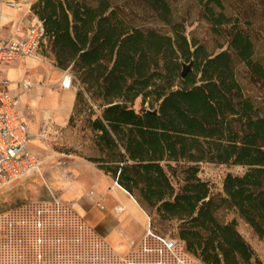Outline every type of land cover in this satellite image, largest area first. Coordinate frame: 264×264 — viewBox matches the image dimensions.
<instances>
[{
  "label": "trees",
  "instance_id": "16d2710c",
  "mask_svg": "<svg viewBox=\"0 0 264 264\" xmlns=\"http://www.w3.org/2000/svg\"><path fill=\"white\" fill-rule=\"evenodd\" d=\"M117 1L37 0L31 6L45 27L41 51L57 67L71 68L99 103L101 114L91 128L103 156L89 160L103 163L99 168L143 208L180 222L178 237L204 264H252L254 251L235 221L222 222L217 212L235 208L264 237V115L245 97L229 52L264 82L253 41L234 24L228 50L215 53L188 38L169 0L126 1L140 2L170 25L171 34L128 23L125 4ZM196 1L206 5L215 31L231 22L223 0ZM183 63L191 64L186 76ZM83 95L79 91L76 100ZM138 97L149 105L139 112L133 108ZM181 160L196 164L187 168L186 183L176 193L169 162ZM202 161L246 171L228 173L223 195L215 197L197 176Z\"/></svg>",
  "mask_w": 264,
  "mask_h": 264
},
{
  "label": "rangeland",
  "instance_id": "374dc122",
  "mask_svg": "<svg viewBox=\"0 0 264 264\" xmlns=\"http://www.w3.org/2000/svg\"><path fill=\"white\" fill-rule=\"evenodd\" d=\"M125 1L117 2L119 5L125 4L122 16L128 23L144 30L153 29L162 34H171L170 25L154 18L140 2ZM223 2L225 12L232 16V20L229 24L220 27L219 31H215L206 19L207 9L204 3L201 4L196 0H169L174 21L185 24L186 35L190 40L195 39L205 44L215 53L228 50L230 28L236 24L235 27L248 35L254 43V61L264 66V0H223ZM218 11L216 8V12ZM229 52L234 56L236 78L245 97L250 98L264 115V82L259 81L252 70L235 57L232 50L229 49ZM39 55V59L51 75V78L41 81L43 85L57 89L64 88L62 81L69 75L71 88L76 94L83 91L84 95L76 100L71 121L62 129V134L50 135L48 140H43L41 132L43 128L54 132L55 123L49 117L36 121L34 108L27 105L26 116L31 139L38 140L35 143V150L43 159H45V150L53 149L80 157L84 162L94 163L99 167L103 163L89 160L103 156L97 145L96 132L91 128V122L101 114L99 103L93 101L84 91L71 68L57 67L48 51H41ZM28 96L31 98L32 94L22 93L23 99H27ZM45 104L47 105V102ZM147 107L148 104H142V97H138L133 104L137 112ZM169 163L175 168V173H169L177 193L186 183L185 171L196 163L186 160ZM198 164L197 176L208 183L211 196L215 197L223 195V182L228 173L239 175L246 171V167L243 166H229L210 161H202ZM43 172L46 175V169ZM36 179L37 183L41 181L39 176H36ZM71 201L62 200L63 209L58 212L54 211L53 201L47 192L14 195L12 190H9L0 195V263L179 264L177 259L179 257L184 262L181 264H204L187 250L185 242L178 237L180 222L177 220L161 218L155 210L150 212L140 205L144 211L125 227L118 226L114 217H109L107 223L95 227L88 223L86 217L77 208L70 205ZM40 210L44 211L40 213ZM115 214L119 215L116 212ZM217 217L222 222L234 220L236 229L254 251L252 264H264V237L258 236L231 206L219 209ZM112 229L116 231L113 232ZM162 239L173 242L172 250L164 245ZM12 241L16 242V245L12 246Z\"/></svg>",
  "mask_w": 264,
  "mask_h": 264
},
{
  "label": "crops",
  "instance_id": "0c3cea01",
  "mask_svg": "<svg viewBox=\"0 0 264 264\" xmlns=\"http://www.w3.org/2000/svg\"><path fill=\"white\" fill-rule=\"evenodd\" d=\"M11 1H18L20 5L11 6L9 3ZM35 1L0 0L3 34L11 33L17 28L25 30L28 27L29 12L32 11L31 5ZM39 57L40 55L36 59L30 58L6 63L2 68V76L10 81V92L15 96H20L25 110L28 104L32 106L35 110L36 121H42L45 117L52 118L55 126L54 132L52 131L50 135H60L62 129L69 125L76 105L77 94L72 88L57 89L50 85H43L41 81L51 78V75ZM25 79H30L34 83L28 92H25L20 85ZM22 93L32 94V96L23 99ZM37 141L30 138L29 147L33 152L39 154L35 150ZM44 157L45 166H43L42 173L50 189L61 200L75 201L77 210L93 226L105 224L109 221V217H114L117 219L118 226L125 227L144 211L133 195L121 185L117 186L114 179L94 163L84 162L80 157L53 149L45 150ZM44 169H46V175L43 172ZM36 176L38 175L34 174L18 180L10 188L0 192V195L9 190H12L14 195H27L29 192L48 193L42 180L36 182ZM91 190L94 191L95 197L89 195ZM98 203L107 206L106 209L101 210ZM116 205H123L125 211L119 215L115 214L113 208ZM112 231L115 232L116 229H112ZM15 243L12 241L11 245L14 246Z\"/></svg>",
  "mask_w": 264,
  "mask_h": 264
},
{
  "label": "built area",
  "instance_id": "2783aa9c",
  "mask_svg": "<svg viewBox=\"0 0 264 264\" xmlns=\"http://www.w3.org/2000/svg\"><path fill=\"white\" fill-rule=\"evenodd\" d=\"M9 3L14 7L20 5L18 1ZM29 17V25L25 30L17 28L11 33L3 34L0 15V192L24 177L37 174L48 190L55 207L54 211L60 212L63 209V202L50 189L42 173L45 161L29 147L31 133L25 106L20 96L10 92V81L2 76V68L6 63L36 59L42 46L46 44V32L42 20L32 11L29 12ZM20 85L25 92H28L34 83L30 79H25ZM50 134L48 128H43L41 137L43 140H48ZM115 184L119 186L117 181ZM89 194L95 197L94 191H89ZM70 205L77 208L75 201H71ZM98 206L101 209L105 208L100 203ZM113 209L118 214L122 212L118 205ZM43 211L40 210V213ZM162 241L169 250H172L173 242L165 239Z\"/></svg>",
  "mask_w": 264,
  "mask_h": 264
},
{
  "label": "bare ground",
  "instance_id": "6f19581e",
  "mask_svg": "<svg viewBox=\"0 0 264 264\" xmlns=\"http://www.w3.org/2000/svg\"><path fill=\"white\" fill-rule=\"evenodd\" d=\"M71 77L68 75V76H66L64 79H63V81H62V85L64 86V87H66V88H68V89H70L71 88V79H70ZM119 208L122 210V212H124L125 211V207L123 206V205H120L119 206ZM121 212V213H122ZM178 259H179V264H181L182 262H183V260L181 259V258H179L178 257ZM184 263V262H183Z\"/></svg>",
  "mask_w": 264,
  "mask_h": 264
},
{
  "label": "water",
  "instance_id": "95a60500",
  "mask_svg": "<svg viewBox=\"0 0 264 264\" xmlns=\"http://www.w3.org/2000/svg\"><path fill=\"white\" fill-rule=\"evenodd\" d=\"M191 70V64H185L183 66V70H182V76H186L187 73ZM179 260V259H178ZM180 262V261H179Z\"/></svg>",
  "mask_w": 264,
  "mask_h": 264
}]
</instances>
